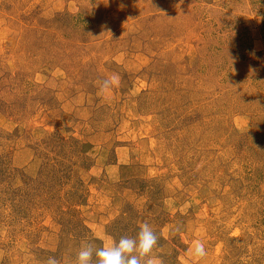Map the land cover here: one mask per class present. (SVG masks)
<instances>
[{
	"label": "rangeland",
	"instance_id": "obj_1",
	"mask_svg": "<svg viewBox=\"0 0 264 264\" xmlns=\"http://www.w3.org/2000/svg\"><path fill=\"white\" fill-rule=\"evenodd\" d=\"M145 222L153 264H264V0H0V264Z\"/></svg>",
	"mask_w": 264,
	"mask_h": 264
},
{
	"label": "clouds",
	"instance_id": "obj_2",
	"mask_svg": "<svg viewBox=\"0 0 264 264\" xmlns=\"http://www.w3.org/2000/svg\"><path fill=\"white\" fill-rule=\"evenodd\" d=\"M119 77L111 76L103 81L101 91H107L111 87L118 86ZM158 237L153 227L145 222L140 226L135 236H122L111 246L95 247L90 242H82L76 253V264H153L151 254L156 248ZM195 257L206 255L202 243H197L193 249ZM47 264H58L55 257H49Z\"/></svg>",
	"mask_w": 264,
	"mask_h": 264
}]
</instances>
